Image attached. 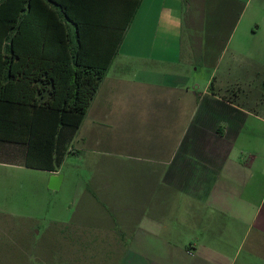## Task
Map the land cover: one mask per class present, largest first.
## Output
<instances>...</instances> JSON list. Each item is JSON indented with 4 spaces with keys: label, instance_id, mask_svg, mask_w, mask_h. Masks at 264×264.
Segmentation results:
<instances>
[{
    "label": "crops",
    "instance_id": "0c3cea01",
    "mask_svg": "<svg viewBox=\"0 0 264 264\" xmlns=\"http://www.w3.org/2000/svg\"><path fill=\"white\" fill-rule=\"evenodd\" d=\"M139 2L57 171L0 143V264H230L250 229L264 245V161L249 137L264 117L242 86L258 60L231 55L217 77L247 0ZM261 22L264 0L251 35ZM240 71L242 85L227 80ZM72 155L80 172L67 175Z\"/></svg>",
    "mask_w": 264,
    "mask_h": 264
},
{
    "label": "trees",
    "instance_id": "16d2710c",
    "mask_svg": "<svg viewBox=\"0 0 264 264\" xmlns=\"http://www.w3.org/2000/svg\"><path fill=\"white\" fill-rule=\"evenodd\" d=\"M139 4L0 0V143L26 144L28 168L60 167Z\"/></svg>",
    "mask_w": 264,
    "mask_h": 264
},
{
    "label": "rangeland",
    "instance_id": "374dc122",
    "mask_svg": "<svg viewBox=\"0 0 264 264\" xmlns=\"http://www.w3.org/2000/svg\"><path fill=\"white\" fill-rule=\"evenodd\" d=\"M253 16L255 17L253 18ZM256 23L260 24V0H247L245 14L241 27H239V33L237 34V36H239L241 33V37H236L233 45L230 47V51L224 56L221 63V70L217 77L219 80H225L226 76L223 72L229 59H232L231 55L240 56L236 58V61L241 60V55L250 54L256 57L258 60L257 66L246 65V68L242 69L243 73L249 72L251 78L254 77L253 84L249 86L251 87L250 90L249 87L242 85L245 77L242 75L241 71L237 74L236 78L233 79L231 77V79L228 78L227 80L231 83H235L236 81L239 82L243 86L244 94H249L251 103L256 100L260 102V114L264 117V33L259 31L257 36L251 35V31L257 29L255 26ZM261 24L263 25L261 26L262 29H264V22H261ZM230 65L235 66L233 63H230ZM204 74H206L204 71L198 73L197 77L199 80L204 79ZM249 132L252 134L249 133L251 139L255 137L260 140V156L264 161V123L260 122V131L254 134V129L249 128ZM73 158L74 156L72 155L67 165L64 167V171L67 175L80 172V165L77 161H72ZM4 170H6L5 167L0 164V173ZM72 183L70 177H68L64 190L74 191L76 188ZM263 214L264 211L260 207V222L263 220ZM249 216L251 220L256 217L255 214ZM230 255V264H264V245L260 246V240L258 242L256 241L255 231L250 229L247 235H243V237L240 236L237 242L232 245Z\"/></svg>",
    "mask_w": 264,
    "mask_h": 264
},
{
    "label": "water",
    "instance_id": "95a60500",
    "mask_svg": "<svg viewBox=\"0 0 264 264\" xmlns=\"http://www.w3.org/2000/svg\"><path fill=\"white\" fill-rule=\"evenodd\" d=\"M61 181H62V175H56V176H53L50 180V185L49 187L52 189V190H57L59 189L60 187V184H61Z\"/></svg>",
    "mask_w": 264,
    "mask_h": 264
}]
</instances>
